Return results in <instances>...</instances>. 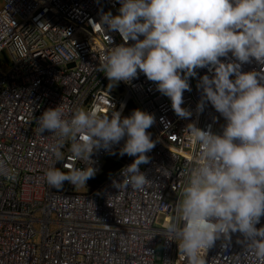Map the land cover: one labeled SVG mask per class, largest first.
I'll list each match as a JSON object with an SVG mask.
<instances>
[{
	"label": "built area",
	"instance_id": "built-area-1",
	"mask_svg": "<svg viewBox=\"0 0 264 264\" xmlns=\"http://www.w3.org/2000/svg\"><path fill=\"white\" fill-rule=\"evenodd\" d=\"M2 1L0 161L8 174H0V264H185L177 243L166 238L164 230L176 218V203L200 156L187 124L219 132L224 123L210 103L205 102L202 111L196 109L200 76L213 72L207 66L195 69L196 75L188 78L190 90L182 93L181 106L191 115L178 117L169 98L139 71L129 83L112 84L104 75L100 57L123 41L98 21L102 12L117 14L119 0ZM220 59L233 58L229 53ZM241 70L264 74V63L251 59ZM130 101L154 115V146L146 153L148 162L139 165L150 180L145 188L113 186L133 157L93 189L90 178L63 191L51 188L43 174L54 160L57 137L47 130L41 133L37 117L57 104L66 115L94 107L100 115L120 111L124 116ZM123 143L122 138L109 150L91 154L94 176ZM68 147L65 141L63 159L55 166L66 171L83 167L85 162L73 157ZM160 214L165 219L158 226ZM261 225L264 216L256 226ZM240 239L236 232L216 240L201 252L205 264H264V257H257Z\"/></svg>",
	"mask_w": 264,
	"mask_h": 264
},
{
	"label": "clouds",
	"instance_id": "clouds-1",
	"mask_svg": "<svg viewBox=\"0 0 264 264\" xmlns=\"http://www.w3.org/2000/svg\"><path fill=\"white\" fill-rule=\"evenodd\" d=\"M98 23L123 41L100 57L108 81L129 83L139 71L169 98L178 117L191 115L181 106L182 93L190 90L188 78L206 66L213 72L200 76L196 109L210 103L224 123L219 132L187 124L200 156L175 206L179 223H166L164 236L177 243L185 264H205L202 250L236 232L240 242L264 257V225L256 226L264 216V74L241 70L251 59L264 63V0H119L117 14L102 12ZM229 53L233 59H220ZM37 120L41 133L57 137L54 160L43 174L51 188L64 182L85 185L97 171L91 154L122 138L119 155L133 159L113 186L142 190L150 182L139 165L148 162L146 153L154 146L146 131L154 123L152 113L137 108L126 116L100 115L93 107L66 115L57 104ZM65 141L83 167L55 166L63 159ZM0 174H8L3 161Z\"/></svg>",
	"mask_w": 264,
	"mask_h": 264
},
{
	"label": "trees",
	"instance_id": "trees-1",
	"mask_svg": "<svg viewBox=\"0 0 264 264\" xmlns=\"http://www.w3.org/2000/svg\"><path fill=\"white\" fill-rule=\"evenodd\" d=\"M138 107L132 102L130 101V103L128 104L127 108H126V111H125V114L124 116L130 114V112L133 110V109H137ZM146 131L148 133H150V138L152 139L153 138V130L151 128V126L146 129ZM131 156H128V155H119V150L115 151V153L108 157L105 162H104V166H103V169L102 171L89 179V186L90 188H94L96 186H98L99 184L103 183L105 180H107L108 178H110L114 173H116L122 166L123 162L125 160H128L130 159ZM62 171H66L64 169H62L61 167H59ZM68 182H64V185L63 187H61L60 189H55L57 191H63L65 189L68 188Z\"/></svg>",
	"mask_w": 264,
	"mask_h": 264
},
{
	"label": "rangeland",
	"instance_id": "rangeland-1",
	"mask_svg": "<svg viewBox=\"0 0 264 264\" xmlns=\"http://www.w3.org/2000/svg\"><path fill=\"white\" fill-rule=\"evenodd\" d=\"M3 6V1L0 0V8ZM3 58V56H2ZM3 70H6L3 68ZM83 186L80 187V189H82ZM164 219H165V215L163 214H160L156 220V225L160 226V225H163L164 224ZM158 249H161V244L158 245Z\"/></svg>",
	"mask_w": 264,
	"mask_h": 264
}]
</instances>
